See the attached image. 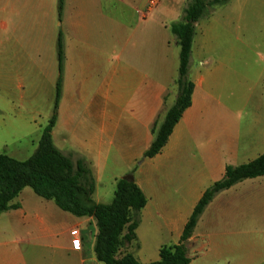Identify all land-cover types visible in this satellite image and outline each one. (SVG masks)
<instances>
[{
	"label": "crops",
	"instance_id": "1",
	"mask_svg": "<svg viewBox=\"0 0 264 264\" xmlns=\"http://www.w3.org/2000/svg\"><path fill=\"white\" fill-rule=\"evenodd\" d=\"M257 2L264 0L207 7L190 59L192 103L161 152L145 158L153 127L178 96L180 46L171 25L187 0H161L152 11L148 0H63L61 11L60 0H0V145L14 147L8 155L16 159L32 145L36 151L61 75L55 145L74 163H88L97 203H110L117 181L132 176L147 204L125 253L143 264L158 260L163 245L179 243L226 166L264 153V54L241 28ZM33 100L52 108L47 124ZM14 202L18 208L0 214V264H103L94 251L93 217L64 211L31 187ZM259 217L264 177L221 191L187 243L189 264H264L262 252L235 254L248 242L241 234L256 231Z\"/></svg>",
	"mask_w": 264,
	"mask_h": 264
},
{
	"label": "trees",
	"instance_id": "2",
	"mask_svg": "<svg viewBox=\"0 0 264 264\" xmlns=\"http://www.w3.org/2000/svg\"><path fill=\"white\" fill-rule=\"evenodd\" d=\"M229 0H187L181 19L171 25L180 46L179 73L176 79L178 96L163 121L153 127L155 138L144 157L150 158L161 152L184 111L192 103L195 84L189 76V66L196 34V23L209 6L225 4ZM63 0L59 8L62 9ZM59 68L62 70L63 45L58 44ZM62 76L57 82L53 113L44 127L36 151L27 159L19 160L0 153V214L19 207L15 198L26 187H31L39 196L55 201L64 211L76 216L93 217L97 234L94 245L96 258L103 264H143L132 253H121L124 243H131L139 223L140 211L147 204V197L140 186L127 176L116 183L114 198L110 203H97L94 198L95 182L84 159L73 162L54 143L53 129L57 122L61 98ZM264 177V153L240 165L226 166L222 179L210 185L197 203L185 225L179 243L163 245L160 258L148 264H189L187 243L211 201L221 191L250 178ZM135 216L137 218H135Z\"/></svg>",
	"mask_w": 264,
	"mask_h": 264
},
{
	"label": "rangeland",
	"instance_id": "3",
	"mask_svg": "<svg viewBox=\"0 0 264 264\" xmlns=\"http://www.w3.org/2000/svg\"><path fill=\"white\" fill-rule=\"evenodd\" d=\"M254 2V1H253ZM248 6H246L247 8ZM246 17L243 19L241 28L243 30V37L248 39V42L253 46L255 52L261 51L264 54V2H257L254 5H251L245 12ZM179 73V71H178ZM178 78V77H177ZM174 87L178 90V86L175 84ZM34 105L39 109L41 117L38 119L42 120L44 124H47V117L52 111V108L48 104L47 101L42 100H33ZM1 134V133H0ZM10 136L7 135V138ZM38 145V142L35 143ZM35 146V145H34ZM14 147H8L4 149L0 145V152L12 154ZM28 152L18 155L19 159H27L34 151L35 147L31 146V149L28 148ZM13 156V155H12ZM135 218H137L135 216ZM244 231V229H243ZM93 231L91 234L93 235ZM242 238H247V243H242L240 246V250L236 251L237 255H242L243 257H249L250 253L253 251H257L264 253V219L259 217L258 225L256 231L252 229L251 234H241ZM252 238V242L249 240ZM129 243H124L123 249L121 253L124 254L125 251L129 248Z\"/></svg>",
	"mask_w": 264,
	"mask_h": 264
},
{
	"label": "built area",
	"instance_id": "4",
	"mask_svg": "<svg viewBox=\"0 0 264 264\" xmlns=\"http://www.w3.org/2000/svg\"><path fill=\"white\" fill-rule=\"evenodd\" d=\"M160 2H161V0H148V11L154 10L156 7H158ZM72 243L75 247H79L80 246V238L77 235H75Z\"/></svg>",
	"mask_w": 264,
	"mask_h": 264
},
{
	"label": "water",
	"instance_id": "5",
	"mask_svg": "<svg viewBox=\"0 0 264 264\" xmlns=\"http://www.w3.org/2000/svg\"><path fill=\"white\" fill-rule=\"evenodd\" d=\"M129 180H133V178L132 177H127Z\"/></svg>",
	"mask_w": 264,
	"mask_h": 264
}]
</instances>
